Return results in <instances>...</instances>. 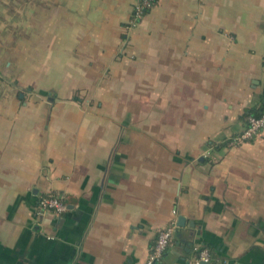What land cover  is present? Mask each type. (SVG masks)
<instances>
[{
  "label": "crops",
  "instance_id": "1",
  "mask_svg": "<svg viewBox=\"0 0 264 264\" xmlns=\"http://www.w3.org/2000/svg\"><path fill=\"white\" fill-rule=\"evenodd\" d=\"M134 1L0 0V264H264V0Z\"/></svg>",
  "mask_w": 264,
  "mask_h": 264
},
{
  "label": "built area",
  "instance_id": "2",
  "mask_svg": "<svg viewBox=\"0 0 264 264\" xmlns=\"http://www.w3.org/2000/svg\"><path fill=\"white\" fill-rule=\"evenodd\" d=\"M155 0H135L131 8L130 16L126 28L136 25L145 15L146 10L154 4ZM128 30H125V32ZM126 37H123V41ZM264 129V106L261 108L259 115L249 114L246 116V124L244 128L231 136L225 144L238 145L249 141L257 136ZM67 203L63 196L54 192H43L39 195L32 215L38 219L46 212H54L60 214L66 210ZM176 219L165 226L158 229L154 243L151 246L149 257L145 264H160L163 253L172 240L174 229L176 228ZM195 256L190 260L189 264L210 263V253L204 246L195 245L193 247Z\"/></svg>",
  "mask_w": 264,
  "mask_h": 264
},
{
  "label": "trees",
  "instance_id": "3",
  "mask_svg": "<svg viewBox=\"0 0 264 264\" xmlns=\"http://www.w3.org/2000/svg\"><path fill=\"white\" fill-rule=\"evenodd\" d=\"M264 106V102H262L257 109H249L246 111V116L249 114H254L255 116L259 115L261 108Z\"/></svg>",
  "mask_w": 264,
  "mask_h": 264
},
{
  "label": "water",
  "instance_id": "4",
  "mask_svg": "<svg viewBox=\"0 0 264 264\" xmlns=\"http://www.w3.org/2000/svg\"><path fill=\"white\" fill-rule=\"evenodd\" d=\"M177 226H183L185 224V217L182 215H179L177 217V222H176ZM202 264H207L205 262H202Z\"/></svg>",
  "mask_w": 264,
  "mask_h": 264
}]
</instances>
